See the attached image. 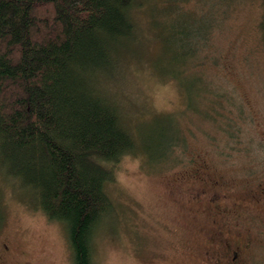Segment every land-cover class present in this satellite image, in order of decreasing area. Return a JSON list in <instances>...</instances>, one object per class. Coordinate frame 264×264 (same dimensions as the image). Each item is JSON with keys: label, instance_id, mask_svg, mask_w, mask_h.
Segmentation results:
<instances>
[{"label": "trees", "instance_id": "trees-1", "mask_svg": "<svg viewBox=\"0 0 264 264\" xmlns=\"http://www.w3.org/2000/svg\"><path fill=\"white\" fill-rule=\"evenodd\" d=\"M134 2L0 0V177L64 226L72 264H94L95 233L117 224L106 187L122 156L142 151L150 170L180 155L187 154V165L196 161L179 115L131 123L122 111L129 98L124 60L147 50ZM180 23L154 35L168 53L160 54L164 66L156 72L185 91L182 113L193 109L211 119L208 143L229 155L225 146L241 141L247 106L233 85L213 80L208 63H222L215 51L191 48L193 39L207 41L208 29ZM251 174L262 188L264 178Z\"/></svg>", "mask_w": 264, "mask_h": 264}, {"label": "rangeland", "instance_id": "rangeland-1", "mask_svg": "<svg viewBox=\"0 0 264 264\" xmlns=\"http://www.w3.org/2000/svg\"><path fill=\"white\" fill-rule=\"evenodd\" d=\"M132 14L147 50L124 60L126 121L179 115L196 161L187 165V154L180 155L150 170L142 151L120 158L106 187L117 224L95 233L94 264H202L204 251L213 246L209 237L220 232L232 241L251 240L248 264H264V186H255L250 175L264 178V0H135ZM176 20L191 30L208 29L207 41L193 39L191 48L215 51L222 63H208L213 80L228 89L233 85L247 106L241 141L225 146L229 155L208 143L211 119L200 110L182 113L185 91L156 72L167 49L156 47L154 35L169 34ZM194 170L199 175L193 176ZM214 193L221 195L219 208L206 202ZM0 207V264L73 263L64 226L27 204L1 177ZM221 208L231 214L228 219L217 211Z\"/></svg>", "mask_w": 264, "mask_h": 264}, {"label": "flooded vegetation", "instance_id": "flooded-vegetation-1", "mask_svg": "<svg viewBox=\"0 0 264 264\" xmlns=\"http://www.w3.org/2000/svg\"><path fill=\"white\" fill-rule=\"evenodd\" d=\"M220 196L218 193L211 194L206 198V202L219 208L221 207ZM191 197L198 199L201 196L193 195ZM217 211L223 212L224 215L222 217L227 219L231 215L227 214L226 208H221ZM209 240L213 243V246L204 251L202 264H248L246 249L251 244V240L239 239L232 241V239L223 236L221 232L209 237Z\"/></svg>", "mask_w": 264, "mask_h": 264}]
</instances>
